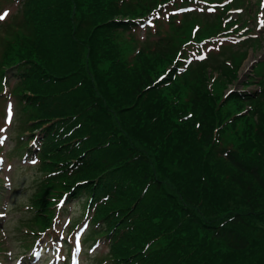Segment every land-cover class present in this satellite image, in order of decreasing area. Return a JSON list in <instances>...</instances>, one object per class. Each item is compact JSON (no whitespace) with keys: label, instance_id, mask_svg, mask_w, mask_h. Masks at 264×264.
<instances>
[{"label":"trees","instance_id":"trees-1","mask_svg":"<svg viewBox=\"0 0 264 264\" xmlns=\"http://www.w3.org/2000/svg\"><path fill=\"white\" fill-rule=\"evenodd\" d=\"M159 2L20 0L0 77L16 82L22 137L36 142L21 149L45 172L31 207L51 209L38 218L51 227L50 202L85 199L110 264H264V81L220 99L196 64L180 90L165 66L189 40L172 20L128 64L132 32ZM220 63L218 82L237 81L238 66ZM186 111L194 128L175 117Z\"/></svg>","mask_w":264,"mask_h":264},{"label":"rangeland","instance_id":"rangeland-1","mask_svg":"<svg viewBox=\"0 0 264 264\" xmlns=\"http://www.w3.org/2000/svg\"><path fill=\"white\" fill-rule=\"evenodd\" d=\"M160 1L157 10L144 19V25L132 32L135 40L125 56L128 64L134 63L131 56L135 51L138 49L140 53L145 51L144 48L151 45L152 41L164 36L168 32V23L172 20L174 24L180 25V32H183L182 35L186 41L189 40L188 44L192 47L196 37L203 35L204 32L206 36L203 39L210 38V41L201 45L203 48L196 49L195 52L193 50L191 54L181 51L175 56L177 59H173V64L165 66L177 67L175 79L179 80L180 90L184 86L182 82L186 80L184 76L186 70L192 72L194 65L207 64L204 71L200 70L206 77V88L219 95L220 99L227 97L233 90L240 91L250 80L253 83L248 89L258 91L259 81H264V78L260 79L264 77V0H225L224 3L229 1L225 6L220 3L222 0H206L209 5L199 4V8L195 9L192 7L196 4L181 9L173 6L171 11L162 4L166 0ZM206 1L200 2L206 4ZM214 1L220 3L219 7L224 6L223 12L221 9L215 10L221 14L213 13L212 9L208 10L212 8L211 3ZM191 9L193 10L191 14L182 16L183 12ZM20 11V0H0V14L7 12L5 19L0 20V58L6 41L13 38L14 30L21 25ZM172 14L175 15L170 18L169 15ZM229 34H234L235 37L231 38ZM126 45L128 44L124 46ZM224 61L232 66H238L239 79L232 84L225 83L222 79L223 84L218 82L220 77L216 68L220 62L224 64ZM254 65L255 69L252 72ZM251 73H255L258 79L250 76ZM162 74L160 71V75ZM15 85V80L0 77V141H3L0 143V264H110L112 247L104 240L93 243L92 239L95 236H90L89 229L84 231L86 217L82 198L67 203L65 198L62 200L56 198L55 203L50 202V206L55 204V208H52L55 215H51L55 220L52 229L38 221L45 212L52 213V210L45 211L44 208L37 207L34 210L31 207L32 199L34 195L37 196L39 183L45 172L36 161L23 155L20 150L22 142L29 139L20 138L26 135L27 131L20 118L16 99L13 98ZM6 87L9 88V92ZM233 108L236 111L233 114L235 116L240 112L241 116L248 114L246 105L242 110H236L234 106ZM189 113L191 112L177 113L175 117L183 125L191 121L190 126L194 128L197 120L185 117ZM180 117L185 119L180 121ZM245 125L237 121L235 129L238 130ZM136 146H141L140 140ZM151 148L147 152L153 151ZM135 151L137 153L134 157H140V150L135 148ZM55 190L48 188L46 198L55 195ZM46 207H49V202L46 203ZM51 216L44 217L41 221L45 220L48 223L51 219L52 222Z\"/></svg>","mask_w":264,"mask_h":264},{"label":"snow or ice","instance_id":"snow-or-ice-1","mask_svg":"<svg viewBox=\"0 0 264 264\" xmlns=\"http://www.w3.org/2000/svg\"><path fill=\"white\" fill-rule=\"evenodd\" d=\"M7 15V12H5L4 14H0V20L5 19V16ZM161 79H163V77H161ZM3 141H0V143H2Z\"/></svg>","mask_w":264,"mask_h":264}]
</instances>
